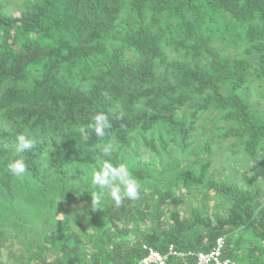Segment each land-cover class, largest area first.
<instances>
[{
    "label": "trees",
    "instance_id": "obj_1",
    "mask_svg": "<svg viewBox=\"0 0 264 264\" xmlns=\"http://www.w3.org/2000/svg\"><path fill=\"white\" fill-rule=\"evenodd\" d=\"M261 79L264 0H0V210L15 216L0 264L3 247L8 264H139L144 245L196 264L219 236L231 264H264ZM25 132L36 144L16 153ZM223 142L245 166L220 179ZM105 143L139 199L91 204Z\"/></svg>",
    "mask_w": 264,
    "mask_h": 264
},
{
    "label": "clouds",
    "instance_id": "obj_2",
    "mask_svg": "<svg viewBox=\"0 0 264 264\" xmlns=\"http://www.w3.org/2000/svg\"><path fill=\"white\" fill-rule=\"evenodd\" d=\"M112 127L109 117L104 112H97L92 117L90 128L97 137H105L106 130ZM82 138L86 141L89 138L88 132L84 127L80 128ZM36 139L30 133H21L17 136L15 147L16 153H24L34 148ZM102 158L97 161L96 170L92 175L93 194L91 204L99 205L105 197H110L117 205H121L125 199L137 200L140 198L141 185L133 176L129 166L125 163L114 164L110 159L112 153L111 143L102 146ZM8 170L15 176H22L27 165L23 156L9 162Z\"/></svg>",
    "mask_w": 264,
    "mask_h": 264
},
{
    "label": "rangeland",
    "instance_id": "obj_3",
    "mask_svg": "<svg viewBox=\"0 0 264 264\" xmlns=\"http://www.w3.org/2000/svg\"><path fill=\"white\" fill-rule=\"evenodd\" d=\"M258 84V81L254 82V85ZM259 84L264 86V79L259 80ZM257 92V91H255ZM209 118H205L204 120H199L198 124L201 126L203 124V127L207 129L215 128L216 126H222L223 123L219 122L217 125L213 123V121ZM199 139V138H198ZM231 139V138H230ZM224 146L221 150H216V157L213 160L212 168H215V170L212 171L213 175L215 176V173L218 175V177H221L220 179H223L224 174H231L236 170V168H239L241 166H245L244 162L242 161V154L238 152L232 151L231 147L228 148V145H226V142H223ZM262 172H259L256 175L257 179H261ZM10 210L2 211L0 210V226L2 228L10 227V219L14 218V214L12 213V216L7 217L8 214H10ZM9 230V231H8ZM6 231L9 233L8 237L12 238V232L10 229H6ZM6 232V233H7ZM6 239V237L4 238ZM3 239V240H4ZM10 240L6 241L5 244L7 245ZM23 247L20 243H14L11 247V250L13 252H17L21 250ZM7 249L2 248V260L5 264H8L11 260L7 257Z\"/></svg>",
    "mask_w": 264,
    "mask_h": 264
},
{
    "label": "built area",
    "instance_id": "obj_4",
    "mask_svg": "<svg viewBox=\"0 0 264 264\" xmlns=\"http://www.w3.org/2000/svg\"><path fill=\"white\" fill-rule=\"evenodd\" d=\"M223 246L224 236L217 237L213 249L207 252L197 251L195 253L196 264H231L228 258L222 257ZM143 248L147 249L148 254L140 260L139 264H150L154 262L158 264H165V260L169 254H181L178 251H175L172 245L169 246L166 255L161 254L160 252L152 248H148L146 245H144Z\"/></svg>",
    "mask_w": 264,
    "mask_h": 264
}]
</instances>
